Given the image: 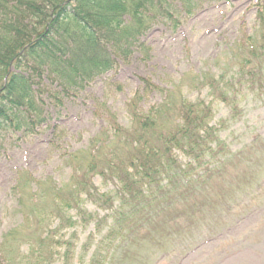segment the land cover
Here are the masks:
<instances>
[{"label":"rangeland","instance_id":"374dc122","mask_svg":"<svg viewBox=\"0 0 264 264\" xmlns=\"http://www.w3.org/2000/svg\"><path fill=\"white\" fill-rule=\"evenodd\" d=\"M257 2L194 0L195 10L188 15L178 7L172 22L156 21L143 38L149 51L138 49L128 61L119 59L113 70L77 96L68 97L62 107L44 92L49 116L33 134H26L14 122L0 128V264H7L2 252L7 237L18 253L10 250L15 264H26L28 244L59 222L55 217L58 199L51 189L59 185L67 192L72 186L70 174L79 163L73 160L101 151L102 158L115 153L127 161L130 140L118 136L116 130L128 134L135 130L131 103L143 89V79L158 88L176 86L178 93L192 100H211L207 90H196L199 76L209 71L217 76L223 73L233 53L240 50L238 45L231 46L247 35L260 39ZM261 44H257L259 51L264 52ZM162 101L160 92L147 94L137 111L147 112ZM212 109L210 126L216 127L227 151H243L231 155L227 174L207 181L209 188L197 197L176 202L174 197L160 196L154 201L153 208L161 206V212L153 225L134 232L131 254L128 250L118 253L123 264H264V98L246 92L236 104L215 102ZM173 151L180 164L188 160L183 152ZM92 181L95 196L116 186L114 180L99 176ZM36 193H43L44 199L38 201ZM83 202L84 211L94 214L96 221L85 222L86 213L71 226L69 222L75 220L71 216L77 211L64 212L65 227L55 238L62 245L54 250L53 264H89L94 246L107 234V224L119 217L118 210H129L118 209L115 194L110 210L99 209L87 195ZM153 212L149 207L144 215ZM67 244L71 245L70 260L64 258ZM34 259L38 264V258Z\"/></svg>","mask_w":264,"mask_h":264},{"label":"trees","instance_id":"16d2710c","mask_svg":"<svg viewBox=\"0 0 264 264\" xmlns=\"http://www.w3.org/2000/svg\"><path fill=\"white\" fill-rule=\"evenodd\" d=\"M178 7L188 15L194 12L195 3L194 0H0V128L14 122L26 134H33L49 116L42 97L44 92H49L54 104L62 107L68 97L77 96L91 82L113 70L119 59L128 61L138 49L149 51L143 38L156 21L172 22ZM256 25L260 39L247 35L231 46L234 49L238 45L240 50L233 53L223 73L217 76L209 71L199 76L196 90H207L211 100L207 97L192 100L182 91L178 93L176 86L158 88L143 79V89L138 90L131 103L135 130L131 134L116 130L118 136L130 140L127 161L115 153L102 158L101 151L79 160L69 156L79 162L70 174L72 186L67 192L59 185L51 189L58 199L55 217L59 222L37 242L28 244L26 264H36L34 257L38 258V264L54 263V250L62 245L55 238L65 227L64 212L76 209V215L71 216L75 220L69 222L76 226L87 213L83 208L84 195L99 209L110 210L113 194L119 201L118 209L129 210L124 213L118 210L119 217L114 216L107 224V234L94 246L89 264H123L118 253L128 250L127 254H131L129 243L134 232L155 223L162 207L153 208L154 201L160 196L174 197L176 202L197 197L209 188L207 181L227 174L231 155L239 156L243 149L237 154L227 151L216 127L210 126L212 107L215 102L232 106L246 92H257L264 98V52L257 45L262 43L264 48V0L258 1ZM158 92L163 96L162 103L139 113L137 108L145 96ZM174 149L183 152L188 160L180 164ZM96 176L114 180L113 191L95 196L92 180ZM36 194L38 201L44 199L43 193ZM149 207L154 212L144 215ZM87 215L89 219L84 218L85 222L96 221L94 214ZM7 240L8 237L2 252L7 264H15L10 250L18 253ZM70 250L71 245L67 244L66 260H70Z\"/></svg>","mask_w":264,"mask_h":264}]
</instances>
